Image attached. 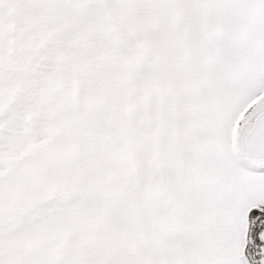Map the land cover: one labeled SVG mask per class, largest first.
I'll return each instance as SVG.
<instances>
[{"label":"snow or ice","instance_id":"obj_1","mask_svg":"<svg viewBox=\"0 0 264 264\" xmlns=\"http://www.w3.org/2000/svg\"><path fill=\"white\" fill-rule=\"evenodd\" d=\"M0 264H264V0H0Z\"/></svg>","mask_w":264,"mask_h":264}]
</instances>
